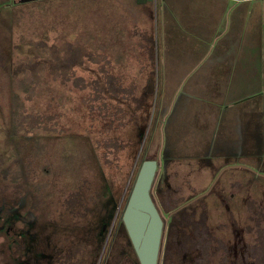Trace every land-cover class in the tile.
I'll use <instances>...</instances> for the list:
<instances>
[{"label":"rangeland","instance_id":"1","mask_svg":"<svg viewBox=\"0 0 264 264\" xmlns=\"http://www.w3.org/2000/svg\"><path fill=\"white\" fill-rule=\"evenodd\" d=\"M263 30L264 0H0V264H140L121 216L162 146L166 214L238 164L162 264H264L262 136L230 124L264 110Z\"/></svg>","mask_w":264,"mask_h":264},{"label":"water","instance_id":"2","mask_svg":"<svg viewBox=\"0 0 264 264\" xmlns=\"http://www.w3.org/2000/svg\"><path fill=\"white\" fill-rule=\"evenodd\" d=\"M154 83L153 79L149 81L148 92L154 91ZM162 147L158 160L145 159L141 163L121 216L140 264H162L163 260L167 218L154 195Z\"/></svg>","mask_w":264,"mask_h":264},{"label":"flooded vegetation","instance_id":"3","mask_svg":"<svg viewBox=\"0 0 264 264\" xmlns=\"http://www.w3.org/2000/svg\"><path fill=\"white\" fill-rule=\"evenodd\" d=\"M1 6H3V4H1ZM263 144H264V142H263ZM163 148H162V153H161V161H162V164H161V168H160V171L158 172V174H157V178H156V184H155V189H154V195H155V200H156V202L158 203V205H159V207H160V209L163 211V213H164V215L166 216V218H167V220H166V224L165 225H168L169 224V222L172 220V218H175V217H177L178 216V214L179 213H181L182 211H189V209H190V207L191 206H193L194 204H197L198 203V205H200L199 203L201 202V200H205V198H206V196L208 195V194H213V193H215V195H216V199L217 200H219V202L222 200H225L224 199V197H223V191H222V189L224 188V186H222V185H220L219 184V178H220V175L224 172V170L226 169V168H229V167H232V168H234V167H238L237 165L238 164H235V166L234 165H229V164H226L225 166H222V168H221V170H220V172H218L217 174H219V175H217L216 176V178H215V180L213 181V183L208 187V189L205 191V192H207L210 188V191L207 193V194H205V195H203L205 192H203V193H200L198 196H196V197H194L193 199H191V200H189V201H187V202H185L184 204H182V205H180L179 207H177V208H175V209H173L172 211H169L167 214L165 213V211L163 210V208H162V206L160 205V203H159V201H158V199H157V197H156V187H157V184H158V182L159 181H162V183L164 182V175H165V173H164V170H163V167L166 165V162H167V159H165V158H163ZM262 155V154H261ZM262 156H264V148H263V155ZM159 159V155H158V158H157V160ZM229 197H230V201L231 202H233L234 203V201L236 202V199H234L233 198V195L231 196V194H229ZM244 199H242V203H244ZM215 203H216V201H215ZM217 204V203H216ZM237 204V203H236ZM225 207V209H229V206L227 205V206H224ZM198 209H199V207H197L195 210L196 211H198ZM243 209V208H242ZM14 218H16V217H19V215L17 214V215H15V216H13ZM25 221V220H24ZM26 221H28L27 219H26ZM2 228L1 229H4L5 227H3V226H1ZM105 227H106V224L104 223L103 224V227H102V229H101V234H103L104 233V229H105ZM166 234V233H165ZM165 243V242H164Z\"/></svg>","mask_w":264,"mask_h":264},{"label":"crops","instance_id":"4","mask_svg":"<svg viewBox=\"0 0 264 264\" xmlns=\"http://www.w3.org/2000/svg\"><path fill=\"white\" fill-rule=\"evenodd\" d=\"M263 49H264V30H263ZM263 67H264V65H263ZM263 76H264V69H263ZM163 84L164 85H169L167 83L166 84L163 83ZM263 89H264V86H263V88L261 90L263 91ZM173 94H174V90H173L172 95ZM257 109L259 111H262V110H260V107H258ZM247 110L250 111V112L248 113L246 110L240 111L238 113L237 120H234V122H230V124H231V126L233 125L234 129H236V126H235L236 124L243 123V122H246L249 125V131H254L255 128H257L258 133L261 134V136H262L261 137V141L259 142V139H257V138L254 139V137H250L249 138V136H248V139L246 141V143L248 145L245 146V149L248 151L254 145V150L256 148L255 151H257L255 153L257 154V157H259L261 155L260 154L261 153L260 150L264 148V144H262V142H264V110L262 111V113H263V117L262 118L259 116L260 112L258 110L254 111V108L247 109ZM238 121H240V122L237 123ZM261 144H262V147H261ZM248 153H249V151H248ZM246 155L247 156H251V154H246Z\"/></svg>","mask_w":264,"mask_h":264},{"label":"trees","instance_id":"5","mask_svg":"<svg viewBox=\"0 0 264 264\" xmlns=\"http://www.w3.org/2000/svg\"><path fill=\"white\" fill-rule=\"evenodd\" d=\"M118 205H119V202H116V201H113L111 203V206H110V203L108 204V208L106 209V216H107V218H109L110 220H112L114 218V216L116 214V210H117V208H119ZM102 227L103 226H101L100 231H99V234L97 236L98 239L101 240V241L104 239L103 234H101ZM26 238H28L27 235H26Z\"/></svg>","mask_w":264,"mask_h":264}]
</instances>
